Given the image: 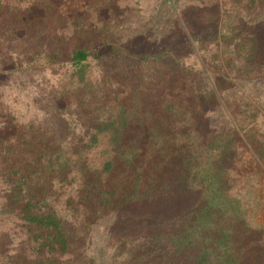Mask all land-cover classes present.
<instances>
[{
	"label": "rangeland",
	"instance_id": "1",
	"mask_svg": "<svg viewBox=\"0 0 264 264\" xmlns=\"http://www.w3.org/2000/svg\"><path fill=\"white\" fill-rule=\"evenodd\" d=\"M257 34L264 35V0H0V203L10 189L6 174L32 172L42 147L87 143L104 122L134 130L139 122L161 125L164 98L173 107L185 100L204 132L230 128V120L244 129L229 194L244 202L253 230L240 238L244 264H264V173L246 138L254 134L264 143V77L217 72L213 92L206 75H198L197 58L211 63L216 47L224 51L239 37ZM77 49L92 53L84 82L73 72ZM177 121L173 116L172 128ZM102 151L89 155L91 168ZM88 179L74 172L47 186L76 235L68 254L55 255L58 264L124 263L129 232L154 225L172 231L185 219L188 201L151 211L159 222L142 219L139 211L133 227L117 211L95 212L84 201ZM7 213L0 209V233L9 232L0 238V264L30 256L23 223ZM146 255L138 264H166L161 255Z\"/></svg>",
	"mask_w": 264,
	"mask_h": 264
},
{
	"label": "trees",
	"instance_id": "2",
	"mask_svg": "<svg viewBox=\"0 0 264 264\" xmlns=\"http://www.w3.org/2000/svg\"><path fill=\"white\" fill-rule=\"evenodd\" d=\"M236 40L238 43L233 48L228 46L223 51L216 47L213 57L216 64L197 57L198 75H206L213 92L217 72H236L232 73L233 78L240 74L264 77V35ZM91 56L86 49L72 53L73 72L79 82L86 81L85 68ZM191 87L190 84L188 89ZM213 96L219 101L220 95ZM184 102L173 107L165 97L162 105L166 106L167 114L161 118V125L143 128L139 122L137 127L141 129L134 130L104 122L94 129L87 143L54 145L53 151L42 147L39 159L32 164V172L7 173L5 182L10 189L0 209L9 211L7 214L12 213L15 220L23 223L20 226L25 228L30 256L4 264H58L55 255L69 253L76 235L52 204L53 194L50 195L51 188L47 186H52L55 180L66 181L74 172L82 179L89 177L84 185L87 191L84 201L97 208L95 212L117 211V218L132 227L141 221L137 220L139 211H143L142 219L159 222L160 217L151 211L188 201L185 219L178 228L168 231L155 225L147 229L139 226L136 228L143 231L129 232L124 242L130 251L121 264H138L145 253L146 258L161 255L166 264H244L240 238L250 237L253 230L246 219L244 202L229 194L233 187L229 173L235 168L234 152L244 143V129L230 120V128L204 132L189 103ZM223 110L224 116L230 114V109ZM173 116L178 119L175 128H172ZM143 136L148 140L142 143ZM102 138L107 142L98 147ZM246 138L254 147L260 172L264 173V143L254 141V134ZM98 148L103 150L102 157L92 169L89 155ZM12 220L5 219L4 223L12 224ZM8 233H0V238Z\"/></svg>",
	"mask_w": 264,
	"mask_h": 264
}]
</instances>
